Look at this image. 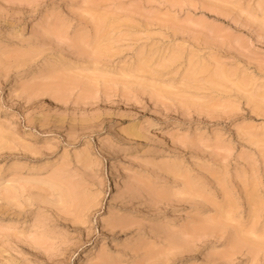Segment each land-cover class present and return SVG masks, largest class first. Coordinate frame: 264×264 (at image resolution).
Wrapping results in <instances>:
<instances>
[{
	"label": "rangeland",
	"instance_id": "obj_1",
	"mask_svg": "<svg viewBox=\"0 0 264 264\" xmlns=\"http://www.w3.org/2000/svg\"><path fill=\"white\" fill-rule=\"evenodd\" d=\"M0 264H264V0H0Z\"/></svg>",
	"mask_w": 264,
	"mask_h": 264
}]
</instances>
